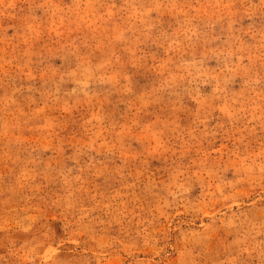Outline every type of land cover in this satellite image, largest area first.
Wrapping results in <instances>:
<instances>
[{
	"label": "rangeland",
	"instance_id": "rangeland-1",
	"mask_svg": "<svg viewBox=\"0 0 264 264\" xmlns=\"http://www.w3.org/2000/svg\"><path fill=\"white\" fill-rule=\"evenodd\" d=\"M0 264H264V0H0Z\"/></svg>",
	"mask_w": 264,
	"mask_h": 264
}]
</instances>
